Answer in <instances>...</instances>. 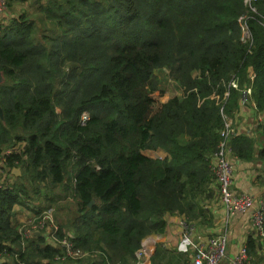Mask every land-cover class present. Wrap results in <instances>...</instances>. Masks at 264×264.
<instances>
[{"label": "trees", "instance_id": "16d2710c", "mask_svg": "<svg viewBox=\"0 0 264 264\" xmlns=\"http://www.w3.org/2000/svg\"><path fill=\"white\" fill-rule=\"evenodd\" d=\"M14 2L20 14L0 13V157L24 143L5 154V171L19 167L31 192L3 176L0 264H138L143 239L165 232L166 214L189 224L203 216L217 185L212 161L224 116L250 101L264 112V0L258 13L245 0H9L8 7ZM162 69L182 92L158 102ZM229 143L241 160H264L250 134ZM158 149L167 155L144 153ZM60 185L76 209L55 234L78 258L42 233L24 245L12 223L15 204L36 205L39 216L61 198L46 188ZM260 244L248 236L250 264H264ZM165 252L157 244L151 264Z\"/></svg>", "mask_w": 264, "mask_h": 264}, {"label": "crops", "instance_id": "0c3cea01", "mask_svg": "<svg viewBox=\"0 0 264 264\" xmlns=\"http://www.w3.org/2000/svg\"><path fill=\"white\" fill-rule=\"evenodd\" d=\"M18 10L23 11L21 4H15L1 14L5 17L4 19H9L21 12L17 13ZM232 121L238 130V134L246 133L255 138L257 150L264 146V112H258L254 103L250 101L249 104L243 105ZM154 152L157 154H154ZM144 153L153 157L167 155V152L162 149L145 150ZM234 160L236 163L232 186L234 191L264 199V160L261 161L257 157L252 160H241L236 156H234ZM9 175L8 173L5 174L6 177H10ZM211 187L213 188L212 192L203 202V216L190 223L192 226L191 235L196 242L204 243L210 236L225 233L227 236V250L220 264H233L242 245L246 244L248 236L256 233L251 218V210L228 213L220 202L217 185L211 184ZM17 208L18 206L15 204V211ZM16 217H18L19 222L23 220L22 216L14 212L12 223L15 225L19 224L16 222ZM25 218L31 219L27 215ZM165 219L167 227L164 233L152 234L143 239L142 247L145 249L146 254L143 258H139L138 263L140 261L145 262L149 256L145 264H151V256L156 249V245L159 244L166 250L163 258L158 261L159 264H192V253L181 252L177 248L185 231V227L181 225V221L185 220L184 217L179 214H166ZM259 246V253L264 257V239L261 240Z\"/></svg>", "mask_w": 264, "mask_h": 264}, {"label": "built area", "instance_id": "2783aa9c", "mask_svg": "<svg viewBox=\"0 0 264 264\" xmlns=\"http://www.w3.org/2000/svg\"><path fill=\"white\" fill-rule=\"evenodd\" d=\"M9 0H0V13H3L8 9ZM257 0H245V4L253 13H258V8L256 5ZM248 16H242L240 18L241 25L243 28V38L249 37V30L247 27ZM264 23V22H263ZM233 86H236V83L233 82ZM247 92H244L243 102L247 98ZM228 95V93H226ZM88 113H83L81 116V124H85L88 120ZM225 118V127L221 130L222 140L219 144V149L214 155L212 164L215 172V179L218 185L220 202L224 205L227 212L232 214L237 211L246 212L251 210V218L253 225L256 229V233L261 240L264 239V199L254 197L253 195L247 193H236L233 189V180L234 173L236 168V163L234 160V154L230 146V138L238 133L236 126L234 125L230 117L224 116ZM24 143L20 145L17 149L15 147L7 149L5 154H9L13 151H19L22 148ZM2 155L0 157V187H5L7 181L3 176L6 173L5 167L6 156ZM8 178V177H7ZM43 211L39 216H34L27 223L31 224L33 227L45 228L46 232H42L40 229H36L32 232L31 229L27 227L20 226V233L23 238V244L25 245L27 239L32 237L36 232L42 233L48 237L50 236L53 242L58 243L60 246H63L66 251L67 256L74 258L81 257L80 253L76 252L73 248V245L70 240L64 238L62 240L58 239L55 232L58 229V225L54 220L51 213H45ZM181 225L185 227L184 235L179 241L177 248L181 252L192 253V264H220L226 255L227 250V236L225 233H220L217 235L210 236L203 243L196 242L193 240L191 235L192 226L187 223L185 220L181 221ZM146 254L144 248H141L138 252V258H143ZM83 256V255H82ZM1 260H5L3 254L0 251ZM149 256L147 257V259ZM146 259V261H147ZM146 261H140L138 264H145ZM251 256L248 253L246 244H243L239 253L236 255L233 264H250ZM13 264H26L25 262L17 259Z\"/></svg>", "mask_w": 264, "mask_h": 264}, {"label": "rangeland", "instance_id": "374dc122", "mask_svg": "<svg viewBox=\"0 0 264 264\" xmlns=\"http://www.w3.org/2000/svg\"><path fill=\"white\" fill-rule=\"evenodd\" d=\"M13 4L15 5V4H21V3L14 2ZM20 11L21 10H18L17 13H19ZM29 11H34V9L31 7V8H29ZM158 75H159V78L161 80L160 88H163L165 90V93H166L165 95H160V88L158 91L154 92V96L158 102L161 101L162 99L166 100L167 98L171 97L172 95L180 94L182 92L180 86L176 82H174L172 79H170L167 69H162V70L158 71ZM154 154H157V153L154 152ZM9 176L10 177H8V180H11V182L15 181L16 183L23 185L29 193L31 192L30 183L26 179L27 177H26V175H24V172L22 170H21L20 176H15L13 174H10ZM46 189L49 193V197H53L54 195H58L61 198L58 200L48 202L49 208L45 213H51L54 220H56V223H58V224L59 223H65L70 217L73 216L74 211L76 209L75 203H74L72 197L69 194H66V191L62 185L56 186V187L55 186L47 187ZM41 193H42V190H40L39 193H35V195L38 198H42L44 196H42ZM25 197H23L22 199H24ZM26 202L27 201H22V202H19L16 204V206H18V208L16 209V211L14 209L15 214H18L19 216L23 217V220L21 222H19L17 220L18 217H16V222L19 223L20 226L23 225V227H27V228L31 229L32 232L36 229H40L42 232H46L45 228H39L36 226L32 228L31 224L27 223L30 220V218L27 219V218H25V216L27 215L28 217L33 218L34 215L36 214L35 211L33 210V208L36 205L35 206L31 205V208H29L25 205ZM40 214H38V215H40ZM36 216H37V214H36Z\"/></svg>", "mask_w": 264, "mask_h": 264}, {"label": "water", "instance_id": "95a60500", "mask_svg": "<svg viewBox=\"0 0 264 264\" xmlns=\"http://www.w3.org/2000/svg\"><path fill=\"white\" fill-rule=\"evenodd\" d=\"M1 81H2V75L0 73V83H1ZM0 115L3 116V110L1 108V106H0ZM12 174L15 176H20L21 175V169L19 167H14L12 169ZM36 234H38V232H36Z\"/></svg>", "mask_w": 264, "mask_h": 264}]
</instances>
